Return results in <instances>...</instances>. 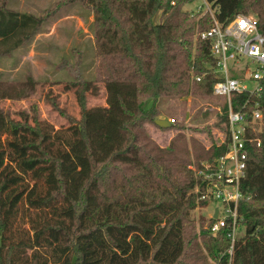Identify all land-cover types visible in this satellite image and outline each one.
<instances>
[{
	"label": "trees",
	"instance_id": "16d2710c",
	"mask_svg": "<svg viewBox=\"0 0 264 264\" xmlns=\"http://www.w3.org/2000/svg\"><path fill=\"white\" fill-rule=\"evenodd\" d=\"M79 1L94 17L97 80L132 86L133 109L119 96L122 141L104 157L92 144L89 81L73 83L80 119L46 95L54 111L79 127L88 171L72 191L63 157L45 146L37 109L15 117L1 106L13 99L12 88L0 82V264H264V89L249 103L261 108V146L249 145L238 207L245 232L230 255L227 231L214 237L208 229L199 239L192 226L193 212L207 206L195 194L202 181L190 168L192 157L212 164L226 144L192 156L183 135L160 147L145 130L161 116L162 99L213 95L217 63L211 44L200 39L212 18L192 15L186 6L194 0ZM205 1L222 27L253 13L264 30V0ZM43 25L42 17L0 7V57ZM247 98L237 96L236 106ZM223 113L227 135V104Z\"/></svg>",
	"mask_w": 264,
	"mask_h": 264
},
{
	"label": "rangeland",
	"instance_id": "374dc122",
	"mask_svg": "<svg viewBox=\"0 0 264 264\" xmlns=\"http://www.w3.org/2000/svg\"><path fill=\"white\" fill-rule=\"evenodd\" d=\"M203 4L204 0H194L186 9L192 15L203 16L197 11ZM0 7L44 19V25L29 42L14 53L0 57V82L5 88H12L14 93L13 99L2 101L1 106L18 117L19 112H30L34 105L43 121L45 146L63 157L74 191L79 178L88 171L79 127L54 111L47 103L46 95L57 97L62 108L80 119L81 111L73 83L89 81L86 107L93 132L92 144L105 157L122 141L117 126L126 117L120 110L119 96L127 108L133 109L134 88L130 85L113 86L97 80L92 30L94 17L92 11L79 0H0ZM247 16L257 18L253 13ZM30 81L35 89H32ZM226 104L225 97L215 95L162 99V114L158 119L170 121L172 127L162 129L148 122L145 124L146 134L160 147H167L177 135H183L191 155L194 150L201 156L225 141L220 116L224 114ZM206 164L205 161L197 164L192 157L190 168L197 176ZM210 211L199 207L193 212L192 226L199 239L211 223ZM216 263L210 259V264Z\"/></svg>",
	"mask_w": 264,
	"mask_h": 264
},
{
	"label": "built area",
	"instance_id": "2783aa9c",
	"mask_svg": "<svg viewBox=\"0 0 264 264\" xmlns=\"http://www.w3.org/2000/svg\"><path fill=\"white\" fill-rule=\"evenodd\" d=\"M197 11L212 18L210 29L202 32L200 39L211 44V53L216 59L220 80L214 85L213 95L226 98L228 131L224 141L226 153L203 166L197 175L202 185L196 188L195 194L200 202L207 203L204 209L211 210L210 233L217 237L227 231L232 255L235 243L245 232L238 207L244 199L241 184L246 177L249 145L261 146L258 136L263 124L261 108L259 103L251 108L249 103L264 89V30L257 18L245 15L222 27L205 0ZM239 95L249 98L236 106L235 98ZM216 211L217 219L214 218Z\"/></svg>",
	"mask_w": 264,
	"mask_h": 264
},
{
	"label": "water",
	"instance_id": "95a60500",
	"mask_svg": "<svg viewBox=\"0 0 264 264\" xmlns=\"http://www.w3.org/2000/svg\"><path fill=\"white\" fill-rule=\"evenodd\" d=\"M156 122V125L159 126L160 128L162 129H169L172 127V124L170 123V121L168 120H164V119H158L155 121ZM215 219L218 218V211H216L215 213Z\"/></svg>",
	"mask_w": 264,
	"mask_h": 264
}]
</instances>
